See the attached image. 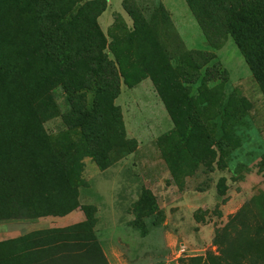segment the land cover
<instances>
[{"label": "rangeland", "instance_id": "374dc122", "mask_svg": "<svg viewBox=\"0 0 264 264\" xmlns=\"http://www.w3.org/2000/svg\"><path fill=\"white\" fill-rule=\"evenodd\" d=\"M216 1L189 2L200 7L207 35L187 0H78L67 13L69 19L83 6L82 15L93 18L95 32L103 34L108 58L113 36L132 27L123 4L157 31L169 21L187 50L205 56L201 63L196 58L195 75L174 79L170 71L162 81L167 90L168 82L177 80L178 91L192 99L190 118L175 121L148 76L131 87L119 79L113 104L119 108L124 138L133 146L111 148L104 169L89 156L79 157L77 203L91 207L92 230L100 247L108 249V264H182L187 257L216 254L220 246L213 243L215 237H227L233 247L243 244L258 255L256 264H264V93L218 25L222 15ZM238 1H250L264 17V0ZM101 14L109 21L104 30ZM72 33L84 37L78 23ZM156 37L150 33L151 40ZM179 63L177 57L169 60L171 67ZM94 89L79 90L87 109ZM49 96L54 110L42 120V128L56 148L64 149L76 140L61 118L70 105L59 85ZM143 191L153 196L154 213H133ZM2 224L23 229V219L0 220Z\"/></svg>", "mask_w": 264, "mask_h": 264}, {"label": "trees", "instance_id": "16d2710c", "mask_svg": "<svg viewBox=\"0 0 264 264\" xmlns=\"http://www.w3.org/2000/svg\"><path fill=\"white\" fill-rule=\"evenodd\" d=\"M76 1L0 0V220L62 216L77 207L84 216L70 225L0 240V264H108L92 230L91 207L79 205L76 192L82 182L80 155L104 169L110 164L111 148L133 146L124 138L119 108L113 104L119 79L131 87L148 76L175 121L178 116L190 118L195 105L178 91L174 79L195 75L196 58L201 63L205 56L187 50L169 21L157 31L123 4L132 27H122L113 36L108 58L103 34L95 32L93 18L82 15L83 6L68 19ZM216 3L222 15L218 25L230 35L264 93V17L250 1ZM189 6L207 35L200 7ZM77 23L83 39L72 33ZM151 32L157 39H150ZM174 57L180 63L171 67ZM170 71L175 77L164 90L163 77ZM55 85L63 89L70 105L61 114L62 121L76 134L64 149L56 148L42 128V120L54 110L49 90ZM89 85L95 89L87 109L79 90ZM188 122L192 124L191 119ZM62 133L68 139V133ZM138 205L135 214L156 211L147 191ZM212 241L220 246L216 254L187 257L182 264H256L258 255L243 244L233 247L227 237Z\"/></svg>", "mask_w": 264, "mask_h": 264}, {"label": "crops", "instance_id": "0c3cea01", "mask_svg": "<svg viewBox=\"0 0 264 264\" xmlns=\"http://www.w3.org/2000/svg\"><path fill=\"white\" fill-rule=\"evenodd\" d=\"M177 3H180V0H177ZM102 16H105V14H101V16H99V19L102 24L101 27L104 30L105 28H107L109 21H107L106 17H102ZM81 213H82L81 211L72 210L62 216L47 215V216L30 218V219H23V229H19L16 226L14 227L12 226L13 228H7V226L2 224V226H0V240L16 237L37 229L49 228V227H63L71 224L73 221L75 222L81 221L83 219V215ZM17 223L20 222H15L14 224L16 225ZM101 249L103 251V254L107 256L108 249H106V247L104 248L103 244L101 245ZM113 254L115 255V253ZM120 264H125V263L120 261Z\"/></svg>", "mask_w": 264, "mask_h": 264}]
</instances>
